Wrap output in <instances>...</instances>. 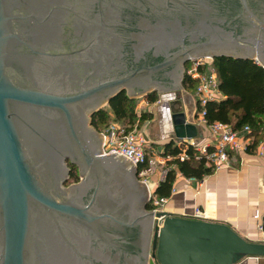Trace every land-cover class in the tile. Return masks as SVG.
Here are the masks:
<instances>
[{
	"label": "water",
	"instance_id": "water-1",
	"mask_svg": "<svg viewBox=\"0 0 264 264\" xmlns=\"http://www.w3.org/2000/svg\"><path fill=\"white\" fill-rule=\"evenodd\" d=\"M252 1L240 0L241 12L236 15L203 18L189 23L181 37L173 33L167 48L173 44L178 48L175 52L164 49L132 55L127 57L132 63L128 69L98 68L88 76L94 78L91 83L53 87L38 82L33 57L56 56L26 43L14 24L11 8L15 0H0V264H111L94 248L98 243L109 247L103 240L106 220L127 229L145 225L140 264H238L248 257H264V242H253L228 224L152 211L123 222L104 213L102 206L92 212L93 202L81 206L62 181L44 183L46 166L41 159L48 157V147L56 146L57 140L52 131L42 135L36 121L41 119L40 112L62 118L89 181L97 186L94 201L106 171L122 176L123 165L134 176L137 171L131 160L117 154L103 156L101 145L91 146L90 136L102 139V135L89 126V115L125 91L130 99L154 91H181L190 97L183 80L185 64L192 59L255 61L264 68V14ZM257 1L264 7V0ZM78 106L80 118L74 111ZM170 114L179 141L197 137L182 101L170 103ZM80 121L85 124L82 134ZM142 187L149 198L144 183ZM79 227L91 236L81 237Z\"/></svg>",
	"mask_w": 264,
	"mask_h": 264
},
{
	"label": "flooded vegetation",
	"instance_id": "flooded-vegetation-1",
	"mask_svg": "<svg viewBox=\"0 0 264 264\" xmlns=\"http://www.w3.org/2000/svg\"><path fill=\"white\" fill-rule=\"evenodd\" d=\"M264 7L260 1H252ZM12 14L18 33L24 35L26 43L36 50L50 52L56 57L34 56L33 65L38 82L48 85H80L91 83L88 78L92 71L128 69L132 63L127 57L149 53L155 50L175 52L177 47L167 48V40L173 33L182 36V31L203 18H226L229 14L241 12L240 0H15ZM229 13V14H228ZM228 14V15H227ZM18 24V26H17ZM133 55V56H132ZM190 60L185 64L186 68ZM128 61V62H127ZM127 94V91H125ZM102 110V109H101ZM100 110V111H101ZM81 116V107L74 110ZM99 112V111H98ZM89 115V126L92 125ZM36 120L42 135L52 131L57 140L56 146H49V155L43 161V181L45 184L63 182V188L72 195L78 204L86 207L93 202L92 212L102 206L104 213L118 221L139 218L142 212L150 211L149 198L137 175L122 166V176L106 171L101 180V192L88 178L83 169L81 156L66 134L64 122L56 113L40 112ZM78 126V125H77ZM85 124L80 121L78 129L83 133ZM101 135V133H99ZM94 149L103 147V138L90 136ZM43 141L42 137L40 138ZM44 143H46L44 141ZM75 168L78 181L67 185ZM140 183V184H139ZM103 204V205H102ZM129 212L133 213L128 216ZM118 215V217L116 216ZM144 224L125 228L106 220L103 240L109 247L98 243L94 245L99 254L108 257L111 264H140L143 261L141 233ZM80 228V227H79ZM78 234L88 238V230L83 227ZM120 235V236H119ZM97 243V242H96ZM104 264L103 262H95ZM88 264V262H87Z\"/></svg>",
	"mask_w": 264,
	"mask_h": 264
},
{
	"label": "crops",
	"instance_id": "crops-1",
	"mask_svg": "<svg viewBox=\"0 0 264 264\" xmlns=\"http://www.w3.org/2000/svg\"><path fill=\"white\" fill-rule=\"evenodd\" d=\"M187 94L190 97L177 93L176 100L182 101L184 112L196 126L198 135L183 141L197 147L213 145L215 141L209 128L197 119V98ZM139 109L141 115H150V121L142 127L148 142L162 152L163 146L171 141L181 142L175 137L171 116L147 101H143ZM250 147L231 153L228 167L201 181H190L179 175L176 194L166 204L164 212L195 218L196 209H200L203 220L228 224L241 236L253 242H264V158L257 154V148ZM238 264H264V257H248Z\"/></svg>",
	"mask_w": 264,
	"mask_h": 264
},
{
	"label": "trees",
	"instance_id": "trees-1",
	"mask_svg": "<svg viewBox=\"0 0 264 264\" xmlns=\"http://www.w3.org/2000/svg\"><path fill=\"white\" fill-rule=\"evenodd\" d=\"M213 66L219 78V89L224 99L219 103H208L205 121L207 125L222 123L235 132L249 128V137L253 138L251 149H256L260 142H264V68L255 61L234 60L230 58L215 59ZM197 82L192 81L185 74L183 88L190 95H195ZM148 104L153 105L159 100V93L154 91L144 97ZM135 99H130L125 92L111 100L107 105L109 110L102 109L92 117V125L99 132L104 133L114 123L127 127L129 130L136 126L141 129L150 121V115L144 113L138 119L136 115ZM191 159L181 162L174 161L165 181L155 189L158 198H169L176 184L177 176L185 179L201 181L213 175L215 169L206 165L202 160L194 158V150H187ZM181 148L175 141L163 146L164 156H179ZM67 185L78 181V175L73 168ZM153 208L149 205L148 210Z\"/></svg>",
	"mask_w": 264,
	"mask_h": 264
},
{
	"label": "built area",
	"instance_id": "built-area-1",
	"mask_svg": "<svg viewBox=\"0 0 264 264\" xmlns=\"http://www.w3.org/2000/svg\"><path fill=\"white\" fill-rule=\"evenodd\" d=\"M213 62L214 60L210 58L196 59L191 62V67L186 69V75L192 81L197 82L195 90L197 119L209 128L215 141L213 145L197 147L192 142L181 141L176 143L182 150L179 156H164L157 146L148 142L142 128L139 129L137 126L129 130L127 127L114 123L104 133H101L103 138L102 155L117 154L131 160L140 183L142 185L144 183L148 190L149 202L153 208L151 211L155 214L164 212V207L176 194V188L174 186L169 198H158L154 195L155 189L165 181L168 173L173 170V166L170 164L176 160L184 162L191 159L187 150L192 148L196 160H202L207 166L218 171L230 165L231 153L245 150L252 145L253 138L249 137L251 133L249 128L235 132L225 124L215 123L209 126L205 121L207 104L219 103L224 99L219 89V78ZM159 95L160 99L154 105L159 107L164 114L167 113L168 116H171L170 103L176 101L178 95L176 93ZM140 114L137 112L138 118H140ZM257 154L264 158V143L258 145ZM194 217L203 220V212L196 209Z\"/></svg>",
	"mask_w": 264,
	"mask_h": 264
},
{
	"label": "rangeland",
	"instance_id": "rangeland-1",
	"mask_svg": "<svg viewBox=\"0 0 264 264\" xmlns=\"http://www.w3.org/2000/svg\"><path fill=\"white\" fill-rule=\"evenodd\" d=\"M191 64H192V63H189L186 69H189V68L191 67V66H190ZM179 93H181V91H180ZM179 93H178V94H179ZM176 94H177V93H176ZM143 101H145L144 98H138V99H135V102H136V103H135V104H136V111H135V112H136V115H137V112L140 111L139 108H140L141 104L143 103ZM103 109H104V110H109L108 106H105ZM140 117H141V114H140ZM137 118H138V116H137ZM138 119H139V118H138ZM112 125H113V124H112ZM178 176H179V175H178ZM178 176H177V177H178Z\"/></svg>",
	"mask_w": 264,
	"mask_h": 264
}]
</instances>
